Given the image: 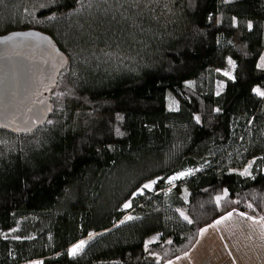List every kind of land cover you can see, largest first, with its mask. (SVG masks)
Wrapping results in <instances>:
<instances>
[{"label": "trees", "instance_id": "obj_1", "mask_svg": "<svg viewBox=\"0 0 264 264\" xmlns=\"http://www.w3.org/2000/svg\"><path fill=\"white\" fill-rule=\"evenodd\" d=\"M32 29L68 65L45 125L0 129V264H166L264 221V0L0 1V36Z\"/></svg>", "mask_w": 264, "mask_h": 264}, {"label": "water", "instance_id": "obj_2", "mask_svg": "<svg viewBox=\"0 0 264 264\" xmlns=\"http://www.w3.org/2000/svg\"><path fill=\"white\" fill-rule=\"evenodd\" d=\"M67 55L39 30L0 36V129L34 133L52 116V91L67 68Z\"/></svg>", "mask_w": 264, "mask_h": 264}, {"label": "crops", "instance_id": "obj_3", "mask_svg": "<svg viewBox=\"0 0 264 264\" xmlns=\"http://www.w3.org/2000/svg\"><path fill=\"white\" fill-rule=\"evenodd\" d=\"M186 255L190 264H264V221L229 213L203 228Z\"/></svg>", "mask_w": 264, "mask_h": 264}, {"label": "rangeland", "instance_id": "obj_4", "mask_svg": "<svg viewBox=\"0 0 264 264\" xmlns=\"http://www.w3.org/2000/svg\"><path fill=\"white\" fill-rule=\"evenodd\" d=\"M0 1H5V0H0ZM6 1H11V0H6ZM235 69H236L235 63L231 59H228L226 67L224 69H222V70H218L217 72L220 73L222 76L226 77L227 79L232 80L234 78ZM204 146H205L206 151H207L209 156H214V155H216L217 153L221 152L223 149H225L227 147V145L220 144L218 138L215 137V136L210 138L209 140H207L205 142ZM147 184H152L151 189L144 188V186H143L135 194V196H141V195H145L148 192H154L155 186L157 184V181H155V183H153V181H152V182H149ZM126 204H128L130 206L129 207H125ZM126 204L124 205L123 210L127 212V211H129L131 209L132 203H131V201H129ZM187 259H188V255L183 256L182 258L179 259V261L176 260V262H173V264H190V263H187ZM30 264H39V263L38 262H33V263H30Z\"/></svg>", "mask_w": 264, "mask_h": 264}, {"label": "snow or ice", "instance_id": "obj_5", "mask_svg": "<svg viewBox=\"0 0 264 264\" xmlns=\"http://www.w3.org/2000/svg\"><path fill=\"white\" fill-rule=\"evenodd\" d=\"M187 173H181L180 175L183 176V175H186ZM180 176H174L171 178V180H176V179H179ZM171 180L169 182H171ZM153 183H155V181H153ZM152 187V184H145L144 185V188H147V189H151ZM130 205L126 204L125 207H129ZM181 215H183V213H181ZM129 219H131V217H129ZM185 219H188L187 217H185ZM191 222V221H189ZM84 247V244L83 242H81L80 244H78L75 248H73L71 251H72V254L75 255L77 253L78 250L82 249Z\"/></svg>", "mask_w": 264, "mask_h": 264}]
</instances>
